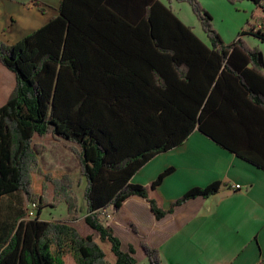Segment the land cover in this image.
I'll use <instances>...</instances> for the list:
<instances>
[{"label": "trees", "instance_id": "trees-1", "mask_svg": "<svg viewBox=\"0 0 264 264\" xmlns=\"http://www.w3.org/2000/svg\"><path fill=\"white\" fill-rule=\"evenodd\" d=\"M175 1L191 6L210 48L161 0H61L58 16L42 28L12 45L0 40V63L15 76L0 106V206L19 195L37 209L29 220L14 205L0 211V264H66V257L75 264H110L93 235L81 237L65 223L40 220L48 203L45 187L33 183L35 135L75 146L85 181V225L110 244L113 264L136 260L134 248L122 250L106 224L108 209L115 215L136 196L160 221L189 200L219 191L217 181L190 188L163 210L150 195H157L172 167L148 187L131 183L144 165L196 129L264 170L260 150L239 146L250 137L242 110L264 111L263 54L246 45L243 29L225 44L197 0ZM246 1L255 6L253 19L264 17L263 0ZM25 5L44 12L38 0ZM248 34L264 43V28ZM44 178L54 186L51 208L65 203L68 218L76 220L80 207L68 175ZM140 247L149 264H162L158 249Z\"/></svg>", "mask_w": 264, "mask_h": 264}, {"label": "crops", "instance_id": "crops-1", "mask_svg": "<svg viewBox=\"0 0 264 264\" xmlns=\"http://www.w3.org/2000/svg\"><path fill=\"white\" fill-rule=\"evenodd\" d=\"M28 1L0 0L1 41L15 44L58 16L61 0H38L44 12L25 5ZM161 2L172 8L171 0ZM244 32L248 34L250 30ZM200 42L211 47L209 41L204 43L200 39ZM14 81L15 76L0 63V106L10 96ZM242 112L250 123L251 139L244 138L239 146L245 151L248 147L258 149L264 157V111ZM170 167L173 172L158 185L157 195H150L163 210L190 188L208 186L215 181L221 187L207 199L189 200L160 221L143 198L132 196L125 200L120 209H126L125 221L142 220L143 224L146 221L141 228L142 242L158 249L162 264H256L264 259V170L196 129L180 146L144 165L131 183L148 187L159 173ZM234 185L239 189L233 190Z\"/></svg>", "mask_w": 264, "mask_h": 264}, {"label": "rangeland", "instance_id": "rangeland-1", "mask_svg": "<svg viewBox=\"0 0 264 264\" xmlns=\"http://www.w3.org/2000/svg\"><path fill=\"white\" fill-rule=\"evenodd\" d=\"M171 1V10L185 26L189 27L201 41L206 43L209 39L203 32L196 15L192 12L191 6L187 3L177 2L175 0ZM197 3L212 17V29L220 35L225 44L229 45L234 41L242 29H250L251 31V28H248V24H251V21H253L251 16L253 10H255V6L250 2L246 0H234L232 2L229 0H197ZM242 38L250 48L256 47L258 50L261 49L262 51H259L264 56L263 42L249 34L242 36ZM33 145H36L39 151L37 155L38 168L33 174V183L45 187L46 191H44V194L48 203V206L43 207L41 210L40 220L65 223V225L75 228L81 237L93 235L95 242L105 254V260L113 264L114 255L111 253L110 244L108 242L101 243L98 241L99 239L96 238L95 234L85 225L86 205L83 199L85 181L80 173L79 160L72 151L75 146L65 140H54L51 135L40 138L35 135L33 137ZM47 174H66L72 181V193L77 198L80 207L76 220H70L68 218L65 203H61L56 208H51L54 186L50 181L45 180L44 176ZM8 205H14L15 208L23 213L26 220L35 218L37 214L36 206L34 207L33 203L28 202L24 197L19 195L18 198L2 199L0 211L2 210L3 214L7 213L5 208ZM125 210H119L117 214L113 215L111 210L108 209L105 212L104 220L106 224L112 227L115 235L121 239L122 250L127 252L128 246L134 248L136 264H149L140 247V244L143 243L141 229L143 221L141 220L139 223L125 221L127 220V212ZM142 219L144 220L143 216ZM144 224H147L146 221H144ZM65 262L66 264H75L69 257L65 258Z\"/></svg>", "mask_w": 264, "mask_h": 264}, {"label": "built area", "instance_id": "built-area-1", "mask_svg": "<svg viewBox=\"0 0 264 264\" xmlns=\"http://www.w3.org/2000/svg\"><path fill=\"white\" fill-rule=\"evenodd\" d=\"M262 5L264 6V0L262 1ZM250 28H251L252 30H259V31H261V30L264 28V17H263V15H261L260 17H258V18L254 21L253 25H252ZM249 30H250V29H249ZM232 189H233V190H235V189H239V186H238V185H234V186L232 187ZM33 206L35 207L34 204H33ZM256 264H264V259H262V260L256 262Z\"/></svg>", "mask_w": 264, "mask_h": 264}]
</instances>
